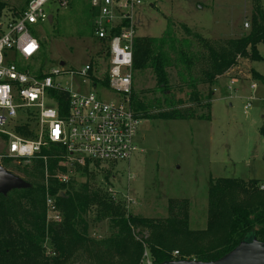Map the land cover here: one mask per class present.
Segmentation results:
<instances>
[{
	"label": "rangeland",
	"instance_id": "rangeland-1",
	"mask_svg": "<svg viewBox=\"0 0 264 264\" xmlns=\"http://www.w3.org/2000/svg\"><path fill=\"white\" fill-rule=\"evenodd\" d=\"M259 1L264 8V2ZM256 6L257 0H157L146 2L138 10L135 16L138 37L160 39L170 24L175 38L173 45L166 48L170 91L165 93L159 88L151 68L135 71L134 94L138 102L150 115L169 111L166 101H173L179 110H194L197 117L205 118L209 115L205 104L211 91L213 99L210 121L141 119L137 137L140 151L129 162L101 165L102 171L113 175L112 193L132 215L166 220L170 216V200H188L191 229L205 230L212 180L236 179L245 183L255 180L259 187L264 186V82L253 75L257 73L264 78V45L259 46L262 61L240 58L235 67L211 86L205 79L210 67L208 52L194 36L207 39L219 50L228 41L251 31ZM49 14L53 23L48 22L35 32L43 43L41 65L49 70L64 63L69 71H81L92 59H97L99 49L90 0H70L67 9L53 6ZM246 22L250 24L248 29ZM234 79L236 85L230 89L228 81ZM253 84L257 86L255 91L251 89ZM63 85L76 92L82 88V80L67 78ZM91 88L84 86L85 92ZM249 97L254 100L245 113ZM6 143L0 136V152L6 149ZM38 162L43 163L42 168ZM4 167L30 184L47 186L59 172L52 175L49 163L42 160ZM102 171L97 172L99 183H103ZM74 180L76 189L86 181L79 173ZM62 220V215L59 222L52 217L49 223L60 225ZM89 222L93 239H102L113 232L108 222ZM139 232L136 230L135 235ZM145 235H141L143 239ZM141 236L139 240H143ZM44 247L50 249V241ZM175 253L172 257H179ZM152 260L145 252L140 264Z\"/></svg>",
	"mask_w": 264,
	"mask_h": 264
},
{
	"label": "trees",
	"instance_id": "trees-1",
	"mask_svg": "<svg viewBox=\"0 0 264 264\" xmlns=\"http://www.w3.org/2000/svg\"><path fill=\"white\" fill-rule=\"evenodd\" d=\"M93 16H96L95 12ZM251 25L247 35L228 41L219 50L207 39L194 35L208 52L210 67L205 79L209 85L215 86L240 58L262 61L259 46L264 45V8L259 0ZM174 41L169 24L162 38L139 37L134 45V72L151 68L157 85L165 93L170 91L167 72L170 59L166 48ZM41 46L43 48L42 42ZM41 69H46V66L42 64ZM253 75L257 81L264 82L257 73ZM54 95L61 114L67 115L68 95L61 92H54ZM212 99L211 91L205 104L209 115L205 118L197 117L194 110H179L173 101H166L169 111L150 115L134 92L132 94L133 106L141 119L210 121ZM20 132L28 136L26 129ZM44 154L51 156L49 167L52 175L58 171L65 172L63 167H59L61 159L53 157V153ZM38 165L43 167L42 162ZM101 165L88 164L85 169L78 170L80 177L86 179L78 189L75 180L65 186L50 179L48 186L31 184L30 189L0 195V264H140L145 252L150 254L153 264L187 260L215 262L232 252L256 230V238L264 242V191L258 181L212 180L208 192L207 226L205 230L195 231L190 226L188 200H170V216L166 220L132 215L110 192L113 175L102 171ZM98 171L105 173L103 183L97 181ZM48 194L55 198L62 213L60 225H50L47 220ZM89 221L94 224L108 222L113 232L102 239H93L89 234ZM136 230L140 232L135 235ZM142 234L145 238L139 240ZM48 241L50 249L44 247ZM174 252L179 257L173 258ZM77 259L79 261L74 262Z\"/></svg>",
	"mask_w": 264,
	"mask_h": 264
},
{
	"label": "built area",
	"instance_id": "built-area-1",
	"mask_svg": "<svg viewBox=\"0 0 264 264\" xmlns=\"http://www.w3.org/2000/svg\"><path fill=\"white\" fill-rule=\"evenodd\" d=\"M149 1L90 0L96 13L97 59L81 71H69L65 66L41 69V40L35 32L49 22L53 6L67 9L70 0H0V136L7 142L0 152L1 166L33 160L48 164L51 156L44 152L53 153L65 169L53 178L67 186L88 164L129 162L140 151L141 118L132 102L134 45L139 38L135 16ZM74 77L82 80L76 92L63 85L64 79ZM236 82L229 80V88ZM88 85L91 91L85 92ZM54 92L68 95L67 115L61 114ZM253 100L248 98L245 113ZM46 207L48 222L52 217L61 221L49 194Z\"/></svg>",
	"mask_w": 264,
	"mask_h": 264
},
{
	"label": "water",
	"instance_id": "water-1",
	"mask_svg": "<svg viewBox=\"0 0 264 264\" xmlns=\"http://www.w3.org/2000/svg\"><path fill=\"white\" fill-rule=\"evenodd\" d=\"M49 23H53L52 15L49 17ZM60 66H64V63H61ZM30 188H32L30 183L0 165V195L7 196L12 191ZM256 231L248 234L232 252L218 261H167L162 264H264V242L256 238Z\"/></svg>",
	"mask_w": 264,
	"mask_h": 264
},
{
	"label": "crops",
	"instance_id": "crops-1",
	"mask_svg": "<svg viewBox=\"0 0 264 264\" xmlns=\"http://www.w3.org/2000/svg\"><path fill=\"white\" fill-rule=\"evenodd\" d=\"M93 19H94V16H93Z\"/></svg>",
	"mask_w": 264,
	"mask_h": 264
}]
</instances>
